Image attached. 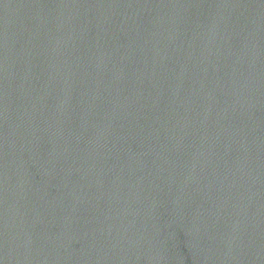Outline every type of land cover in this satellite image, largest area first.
Segmentation results:
<instances>
[{
	"label": "water",
	"instance_id": "1",
	"mask_svg": "<svg viewBox=\"0 0 264 264\" xmlns=\"http://www.w3.org/2000/svg\"><path fill=\"white\" fill-rule=\"evenodd\" d=\"M0 264H264V38L223 0H0Z\"/></svg>",
	"mask_w": 264,
	"mask_h": 264
}]
</instances>
